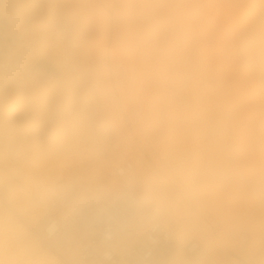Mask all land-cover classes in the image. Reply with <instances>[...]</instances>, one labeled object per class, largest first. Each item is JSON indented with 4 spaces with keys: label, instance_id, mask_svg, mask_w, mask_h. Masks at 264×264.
<instances>
[{
    "label": "rangeland",
    "instance_id": "obj_1",
    "mask_svg": "<svg viewBox=\"0 0 264 264\" xmlns=\"http://www.w3.org/2000/svg\"><path fill=\"white\" fill-rule=\"evenodd\" d=\"M61 3L54 2L53 8L48 4L44 15L56 27L69 17L83 43V59L74 58L78 61L72 64L78 91L68 92V81L48 51L18 83L34 106H27L16 90L4 89L0 149L7 153L3 166L15 181L30 188L42 182L46 189L59 182V165L70 158L56 155L57 135L71 133L65 122L86 103V113L99 120L95 145L86 146L103 147L114 179L108 188L105 175L97 181L85 174L76 177L81 187L74 194L86 185L88 196L75 212L90 199L115 214L111 203L124 186L138 194L139 204L127 207L117 202V209L127 216L151 210L153 201L134 175L135 162L131 157L117 159L113 135L97 129L107 120L118 133L124 120L130 144L172 160L170 177L178 188L177 219L183 226L202 223L201 216L212 220L198 197L182 186L185 174L192 177L201 198L215 200L227 213H259L264 206V0H72L80 28L71 7ZM33 21L28 28L33 32L24 36L25 41L42 39L47 32L34 24L38 19ZM125 161L135 165L128 186L114 176L116 166ZM181 162L183 167L178 166ZM86 171H91L89 165ZM53 191L50 196L57 189ZM2 229L1 225L0 237ZM243 233L244 229L235 240L229 239L232 246ZM189 234L185 243L199 241L210 256L212 241L205 232L193 229Z\"/></svg>",
    "mask_w": 264,
    "mask_h": 264
},
{
    "label": "bare ground",
    "instance_id": "obj_2",
    "mask_svg": "<svg viewBox=\"0 0 264 264\" xmlns=\"http://www.w3.org/2000/svg\"><path fill=\"white\" fill-rule=\"evenodd\" d=\"M1 1L0 21L7 19L13 28L20 31L23 30L21 32L25 36L33 32L32 30H28L29 25L33 24L30 21L34 20L33 22H35V19H38V23L35 22L34 24H38L37 26L44 28L47 32L42 39H38L36 36L32 40H24L23 43H25L24 47L27 52L23 55L19 70L14 73H6L0 70V105L4 100V89L7 87H10L11 90H16L18 98H21L27 106H34L36 104L25 98L23 93L18 89V83L23 79L24 75L31 72L36 61L41 56H48L47 51L51 53L50 58H52V63L61 70L64 74L62 76L66 77L69 86L68 92L78 91V86L72 75L74 73L73 63L78 60L76 61L72 57L69 49L64 45L65 41L58 31V28L61 26L56 27L57 25L44 15H47L48 4L53 8L54 2H62L71 7V14L80 28L72 0H4L2 3ZM69 21L71 20L69 19ZM78 40L82 48V55L79 56V60H82L84 46L80 39ZM86 82L83 84L85 85ZM128 99L129 102L130 98ZM125 104L127 103L125 102ZM86 105L85 103L83 107L80 106L78 110L72 112L68 117V122H65L71 128V133L68 135H57L58 151L56 155L59 153V155L70 158V160H64L59 165V173L61 174L59 181L70 180L74 177H79L81 174H85L88 179L93 178L97 181L101 176L105 175L107 177L106 185L108 184L107 186L110 188L112 187L110 183L114 177L109 171L110 163L106 160L103 147L93 150L88 149L86 146L88 144L93 146L96 142L97 137L94 129L98 127L99 123V120H92L90 115L86 113ZM117 112L121 114L120 110ZM105 123V126L101 123L103 126L97 129H104L107 135H113L114 142L116 143L114 149L117 159L123 160L127 157L133 159L137 166V171H134L136 180L140 183L146 197L153 201L150 204L151 210L148 213L146 212L147 210H143L144 214L141 213L139 215L138 210L137 214L134 215V219L137 220L144 217L142 223L139 221L140 226L148 224L153 218L160 215L165 216L171 224V231L177 241V245L174 250L164 256L163 264H264V206L259 213L252 212L248 217L242 216L240 213L229 214L227 211L219 208L215 200L205 197L201 198L198 186L189 174H185L181 178L182 186L192 193L195 198L198 197L212 220L201 216L199 218L202 219V223L195 220L190 227L183 226L177 219L179 216L178 211L180 210L175 201L179 198V192L170 177V172L174 171L172 160L158 159L150 150L146 151L142 145L130 144L128 140L130 135L127 136L126 132L128 131L125 129L128 126H126L124 120L120 122L121 126L118 127V133H116V130L107 120H105ZM30 124L29 122V128H32ZM62 126L63 124L60 123V127ZM6 155L7 153L0 149V226H3L0 237V264H85L79 257L80 247L74 243L72 238L69 239L68 245H66L67 251H64L61 246L57 248L48 246L35 231V228L40 224L44 216L45 205L57 195V192L54 191L58 182L49 189L43 187L41 185L42 182L33 188L24 183L18 184L17 180L15 181L14 179L15 176L3 166V159ZM116 163L118 164L119 162L116 161ZM88 165L91 168L89 173L86 171V166ZM178 166L183 167L182 162ZM127 180L124 183L128 186ZM85 187L86 185L81 188L78 194H74L73 201L70 202V199L63 208L61 218L64 221H69L72 218L73 214L76 213V207L80 206L79 203H82L84 198L88 196V193L85 192L86 190H83ZM50 189L54 190V194L51 196L49 193ZM46 200H48L47 203ZM88 201L93 200L89 199ZM44 202L46 203L45 205ZM189 203L192 207L194 206L193 201ZM81 208L77 209V211ZM29 209L32 210L30 213L27 212ZM163 211H166L172 220ZM110 215L113 216L112 213ZM193 229H200V231L205 232V235L212 241L210 256L209 251L205 249L208 254L203 261L190 257L184 249L186 246L185 237H188ZM242 229H244L247 238L239 242L236 240L241 248V251H239L240 249L235 243V246L238 248L237 251L235 250V246H232L230 242H234L233 240L237 238L236 235ZM227 235L229 236L228 239L226 238ZM243 235H239L240 239ZM229 239L233 240L230 241ZM3 240H5V243L2 244L1 241Z\"/></svg>",
    "mask_w": 264,
    "mask_h": 264
},
{
    "label": "built area",
    "instance_id": "obj_3",
    "mask_svg": "<svg viewBox=\"0 0 264 264\" xmlns=\"http://www.w3.org/2000/svg\"><path fill=\"white\" fill-rule=\"evenodd\" d=\"M60 25L69 52L78 58L82 48L73 23L64 18ZM23 42L24 35L20 30L13 28L7 19L0 21V70L14 73L21 68L23 55L27 52ZM85 96L89 94L86 92ZM89 99L92 98L89 96ZM134 171V163L126 161L115 168L114 176L123 184ZM80 187L76 177L59 181L56 197L44 207V216L35 231L51 248L66 246L72 238L79 245V257L85 264H163L164 256L176 248L177 241L165 216L153 218L147 228L140 231L134 214L127 216L114 206L117 202L127 207L139 204L138 194L130 187L124 186L111 204L116 210L113 216L109 208L87 201L69 221H64L61 212ZM243 234L241 241L247 238ZM184 249L199 261L205 260L208 254L197 240L187 242Z\"/></svg>",
    "mask_w": 264,
    "mask_h": 264
},
{
    "label": "water",
    "instance_id": "obj_4",
    "mask_svg": "<svg viewBox=\"0 0 264 264\" xmlns=\"http://www.w3.org/2000/svg\"><path fill=\"white\" fill-rule=\"evenodd\" d=\"M35 71H36V70H35ZM55 76L57 77V75H55ZM56 77H55V78H56ZM51 82H52V80H51Z\"/></svg>",
    "mask_w": 264,
    "mask_h": 264
}]
</instances>
